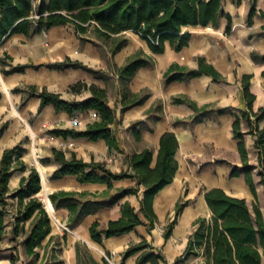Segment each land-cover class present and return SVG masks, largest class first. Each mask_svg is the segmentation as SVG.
Segmentation results:
<instances>
[{"label":"crops","instance_id":"crops-1","mask_svg":"<svg viewBox=\"0 0 264 264\" xmlns=\"http://www.w3.org/2000/svg\"><path fill=\"white\" fill-rule=\"evenodd\" d=\"M40 1L32 0L33 5ZM249 1L241 0L239 4H234L230 0H224V10L230 14L232 22L229 33H225L227 21L223 17L219 19L216 27L211 25L183 27V30L190 32L191 39L188 45L179 51L173 50L166 42L162 53H152L146 40L135 32L126 31L123 33L125 45L110 55L108 48L99 49L90 42L81 41L75 34L73 26L69 24L53 26L29 36L15 33L0 42L1 68L8 69L18 64L29 65L23 72L6 75L0 72V125L3 122L8 123L0 136V157L6 148L17 145L25 148L22 160L27 166L35 167L38 171L41 184L36 196L46 209V198L49 199V195L55 191L84 192L103 196L108 190L105 183L79 182L74 175L52 178L54 170L59 166V162L52 156V148L62 150L66 159H70L74 154V157L85 162H104L112 172L124 170L131 174L132 170L125 160L127 155L148 148L152 150L153 166L160 136L164 132H172L178 141L175 152L177 170L172 181L159 190L152 200L156 213L152 229L148 230L146 225L141 224L119 237H103L101 245L93 242L89 236V226L93 221L104 224L110 219L119 218L122 203L128 202L138 210L142 187L138 196L128 194L116 203L100 207L84 216L73 228L68 227L69 211L63 207L56 209L49 199L50 206L54 209L52 214L47 209L51 219L50 234L55 236V239L48 246H45L49 241L48 237L41 242V247L36 249L39 253L35 258L36 262L46 259L48 251L55 253L54 249L61 246L58 255L61 264H78L75 246L80 243L91 250L89 252L95 260L102 259L103 256L100 255L104 252L110 256V264H136L142 252L126 258L124 252L130 245L145 239L151 245L152 251L164 257L165 261L160 264H174L194 231L197 217L208 219L212 216L203 197L205 190L221 188L231 196L244 198L251 207L254 202L253 196L244 177L229 176L231 168L241 165L237 141L232 136L234 115L241 116L246 107L241 96V76H251L249 92L255 96L252 111L255 112L264 106V78L261 75L264 62L259 58L260 55H264V34L259 33L260 27L264 25V0H253L256 11L251 24L247 23L251 6ZM138 51L151 56L154 65L137 69L132 79L124 86L115 69L123 66L127 57ZM5 54L11 59H4ZM66 57L93 69L96 76L80 68L55 70L43 66L64 60ZM199 57L213 66L224 77L225 82H215L206 74L181 81L165 80L164 74L171 65H176L179 69H197ZM78 81L94 84L106 90L108 105L115 112L116 124L113 131L119 140L122 149L120 152L114 150L109 152L102 139L90 141L85 138H63L59 135L53 140L46 141L45 136L54 128L84 130L92 122L88 116L90 110L69 115L64 111H56L49 104L38 112L39 98L28 97L23 92H12L15 87L31 84L39 88L45 87L50 92L60 93L65 100L87 99L91 96L89 90L69 91V85ZM125 92H128L126 96ZM141 97H144L143 100L134 104L133 101ZM175 98L184 101L177 103L174 101ZM187 101L193 102L200 110L195 111ZM217 109L227 111L217 114ZM197 116L200 119L195 121ZM72 118L80 120L81 124H73L70 121ZM241 122L243 130L246 131V122L243 120ZM263 124L261 121L259 127ZM29 130L33 135V141L26 144L24 139L29 137ZM34 135L39 140L35 143ZM244 138L249 162L256 166L254 136L246 133ZM60 143H63V146L59 147ZM43 158H49V161L44 164L41 161ZM252 173L257 185L258 206L264 220V193L262 185L259 184L257 168H254ZM27 174L28 171H17L11 175L8 181L9 195L18 188L20 178ZM134 185L135 181L132 178L115 180L112 181L109 193L114 194L118 189ZM177 203L184 205L176 218L171 235L165 240L163 230L174 218ZM7 207L5 217L7 224L0 235V240L12 241L18 239L12 235L11 222L18 209L17 198H9ZM29 227L30 220L24 224L23 239ZM20 256L30 258L23 250ZM190 257L191 261L198 258L195 264H205L200 256Z\"/></svg>","mask_w":264,"mask_h":264},{"label":"trees","instance_id":"trees-1","mask_svg":"<svg viewBox=\"0 0 264 264\" xmlns=\"http://www.w3.org/2000/svg\"><path fill=\"white\" fill-rule=\"evenodd\" d=\"M239 4L241 0H230ZM224 0H41L33 5L32 0H0V42H3L12 34L23 33L29 36L32 33H40L57 25L69 24L73 26L75 34L81 41L92 43L97 48H108L110 55L122 48L126 39L123 33L132 31L140 38L146 40L152 53H162L167 42L170 47L179 51L188 45L191 39L189 31L182 28L186 26L216 27L221 17L227 21L225 33L231 30V16L224 10ZM256 11L254 3L248 12L247 23L251 24L252 16ZM259 33L264 34V25ZM5 58L11 59L5 54ZM264 62V55L259 56ZM197 69H179L171 65L164 74L167 82L174 80H186L192 77L206 74L215 82H225L224 77L207 64L204 58L197 59ZM153 58L138 51L127 57L123 66L115 71L120 81L126 83L132 79L140 67H152ZM28 64H18L8 69L0 68L3 74L23 72ZM46 68L64 70L67 68L84 69L96 76L93 69L83 63L66 57L64 60L43 65ZM37 67V66H34ZM264 78V70L261 73ZM250 75H243L241 81V96L245 109L241 116L234 115L232 122V136L237 141V151L240 157V166L230 169L229 176L242 175L249 188L253 201L251 207L244 198L227 194L221 188H210L203 192L205 202L211 212L208 219L197 217L194 231L190 234L186 247L174 264L181 262L183 258L200 256L205 264H264V220L259 209L256 194V183L253 177V169L257 168L259 184L264 193V106L252 111L254 94L249 92ZM89 90L91 96L84 100L69 101L61 97L60 93L50 92L45 87L36 85H24L15 87L12 92H23L28 97H37L40 100L38 112L46 105L51 104L56 111H64L69 115L78 111L94 110L98 118L87 125L84 130L74 128H54L50 134L63 138H85L90 141L102 139L108 151L120 152L119 140L113 127L116 124L114 110L108 105L106 90L94 84L82 81L69 85V91L80 92ZM128 92H125V96ZM135 99L134 104L143 100ZM175 102L184 100L175 98ZM195 110L199 111L193 102L187 101ZM128 107V106H125ZM225 109H217V114L224 113ZM197 116L194 120L198 121ZM241 120L246 122L247 129L243 130ZM8 123L0 125V136L7 128ZM248 133L254 136L253 147L256 152L257 165L249 162V157L244 142V135ZM178 141L172 132H164L159 139V147L155 163L152 166V150L145 148L139 152L127 155V166L132 170L112 172L104 162H85L74 157L66 159L62 150L52 148L51 153L59 166L54 170L52 178L57 179L65 175L76 176L79 182H95L107 184L105 194L74 191H55L49 195L52 205L58 208H66L69 211L68 227L76 226L80 220L103 206L116 203L120 198L128 194L139 195L140 187L143 188L139 198V209L136 210L128 202L120 205V217L110 219L104 224L93 221L89 226V236L93 242L101 245L102 238L118 236L132 231L138 225H146L152 229L156 221V213L153 210L152 200L154 195L164 186L169 184L177 170L175 152ZM25 148L22 145L13 146L3 150L0 157V235L5 226L7 204L9 198H17L18 209L12 216V235L24 232V224L30 220L29 231L22 240L21 246L26 256L37 258V248L48 237L45 246L54 241L51 235V219L42 202L36 196L40 190V177L35 167H29L22 160ZM44 164L49 158L41 160ZM28 171L26 176L20 178L18 188L8 194V181L14 172ZM124 178H132L135 185L118 189L110 194L112 181ZM183 203H177L174 218L166 224L163 237L166 240L171 235L176 218L180 213ZM64 235L62 238L64 239ZM78 264H110L106 259L95 260L84 244L75 246ZM152 247L145 239L130 245L124 252V258L142 252L136 260V264H160L164 257L160 253L151 250ZM108 256V254H106ZM10 264H16L18 256L10 255Z\"/></svg>","mask_w":264,"mask_h":264},{"label":"rangeland","instance_id":"rangeland-1","mask_svg":"<svg viewBox=\"0 0 264 264\" xmlns=\"http://www.w3.org/2000/svg\"><path fill=\"white\" fill-rule=\"evenodd\" d=\"M253 2V0H250L249 1V4L251 5V3ZM1 57H3L1 55ZM4 58V57H3ZM6 59V58H4ZM2 66H0L1 68ZM2 124V123H1ZM28 135L29 137L24 139V142L26 144H29L31 143L32 138H33V135L31 134L30 130L28 131ZM45 139L46 141H48L47 139V136H45ZM34 143L36 141H39L37 136L34 135ZM43 204V203H42ZM67 230V229H66ZM65 230V232H67ZM22 238V239H20ZM24 236L23 234H20L18 235V239H15V240H12L10 241V239H3V240H0V264H10V255L12 254H15L18 256V261L16 262V264H61V259H59L58 255H60V251H61V246H57V248H55V253H53L51 250L48 251V255H47V258L46 259H42L40 262H36V259L34 257H30V258H27L25 256L21 257L20 256V252L21 250H23V247L21 246V240H24L23 239ZM91 252V250H89ZM107 256L106 253H101L100 256H103L104 257ZM109 259L110 256H107ZM99 258V257H97ZM105 258V257H104ZM188 258H192V257H188ZM7 259V260H5Z\"/></svg>","mask_w":264,"mask_h":264},{"label":"built area","instance_id":"built-area-1","mask_svg":"<svg viewBox=\"0 0 264 264\" xmlns=\"http://www.w3.org/2000/svg\"><path fill=\"white\" fill-rule=\"evenodd\" d=\"M88 116H90V117H89V120L92 119V121L98 118V114H97L94 110H90L89 113H88ZM70 121H71L73 124H77V125H80V124H81V121L78 120V119H76V118H72V119H70ZM46 136H47V139H48V140H53V139L55 138V135H53V134H47ZM58 146H59V147L63 146V143L58 144ZM11 220H13V219L11 218ZM64 228L66 229V227H64ZM104 257L107 258L106 260H107L109 263L111 262V260H110L107 256L104 255ZM197 260H198L197 257L194 258V260H192V261H191L189 258H183V259L181 260V262H178V263H176V264H195V262H197Z\"/></svg>","mask_w":264,"mask_h":264},{"label":"bare ground","instance_id":"bare-ground-1","mask_svg":"<svg viewBox=\"0 0 264 264\" xmlns=\"http://www.w3.org/2000/svg\"><path fill=\"white\" fill-rule=\"evenodd\" d=\"M14 112H16L17 113V111L14 109ZM43 179V178H42ZM43 185H44V181H43ZM45 200V199H44ZM45 202V201H44ZM45 204H47L46 206H47V209L49 210V212L52 214V210H54L53 208H51V206H50V203H49V199H47L46 198V203Z\"/></svg>","mask_w":264,"mask_h":264},{"label":"water","instance_id":"water-1","mask_svg":"<svg viewBox=\"0 0 264 264\" xmlns=\"http://www.w3.org/2000/svg\"><path fill=\"white\" fill-rule=\"evenodd\" d=\"M38 172V171H37ZM40 184H41V180H40ZM44 208H45V206H44ZM45 210H46V212L48 213V211H47V209L45 208Z\"/></svg>","mask_w":264,"mask_h":264}]
</instances>
